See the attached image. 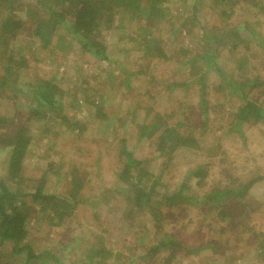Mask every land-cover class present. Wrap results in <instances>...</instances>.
I'll list each match as a JSON object with an SVG mask.
<instances>
[{
	"label": "trees",
	"instance_id": "16d2710c",
	"mask_svg": "<svg viewBox=\"0 0 264 264\" xmlns=\"http://www.w3.org/2000/svg\"><path fill=\"white\" fill-rule=\"evenodd\" d=\"M181 1L149 0L148 4H142L141 0H35L34 3L0 0V96H3L4 102H9L5 113L0 114V151H5L3 159L0 160V264H16L18 261L20 264H67L64 261L68 259L70 252L75 251L78 242L83 244L80 251L83 257L81 264L135 262L129 260L136 249L133 244L126 247V253L118 246V243H121L120 239L123 238L121 244L126 246V234L120 233L121 235L117 237L115 249L113 246L107 247L106 244L109 243L107 240L111 235L108 224L99 221L89 207L93 206L94 201L101 205L99 197L104 191L88 195V189L85 188L88 182L79 176V166L71 164V169L68 170L71 174L69 180L71 186L62 190H58V187L68 172L63 169L64 164L53 171L54 160H46L47 156L43 152L38 153L44 161L45 170L41 171L38 167L36 177L26 175V170L29 169L26 156L34 148L37 150L40 144L37 139L42 140V135H48L46 133L52 128L75 133L73 135L75 139L92 135L94 126L87 124L84 118H79L74 109L84 105L93 108L91 115L96 118L95 124L102 122L103 126L110 127L108 131L114 134V139L109 140L108 144L116 149V179L120 182L116 181L113 190L117 195L122 194L129 199V208L122 210L121 217L111 220L110 224L114 222L115 225L124 228V225L137 220L134 215L139 209L149 208L151 223L153 225L159 223L160 227L166 221L165 212L168 211V206L176 208L177 214L187 217L181 226L183 228L186 226V229L187 227L194 229L204 220V225L208 227L210 221L216 220V217L223 221L220 237L206 238L204 244H197L199 246L195 247L189 242L182 241L172 231H161L157 245L145 246L147 248L145 256L152 257L151 255L158 249L168 250L171 252L170 255H173V250L177 253H199V250L206 248L207 252L202 253L210 255L207 259L208 264H264V225L262 228L254 226L248 228L244 224L252 217L250 213L253 212L255 214L260 212L263 217L261 220H264V205L252 201L248 194L255 181L264 180V174H254L249 180L236 178L235 182L224 181L221 184L219 182L203 193L198 190V186L201 187L208 177L207 167L210 165L208 157L206 163L189 169L186 172L187 176L172 190L165 183L156 185L155 180L150 185L146 182L148 180L142 179L144 176L152 175L139 167L140 161L132 156V150L126 143L127 138L124 135L117 137L118 132L115 128L117 126L112 124V116L107 113L108 110H104L107 98L101 95L96 101L93 98L92 102H89V98L86 97L83 98L85 102L81 103L79 99L82 101V94L66 95L61 83L63 76H58L56 72L46 77L32 76L33 71L28 64L31 59L26 56V52L30 49L36 54L34 66L39 61L37 54L40 51L51 50L54 53L57 50L63 54L72 51L73 54L80 52L79 55L91 56L103 64H112L113 70L119 71L124 63L120 59L112 61L109 45L103 36L106 33L105 29L110 28L108 31L112 29L111 31L116 32L124 28L123 24L128 21L159 19L162 21L161 31H165L166 27L171 29L174 27L175 33L184 31V34L180 35L182 37L188 33L192 34L187 27V19L190 17L196 20L199 11L208 18L207 12L202 10L208 7L210 9L208 16L211 19H218V23L223 21V34L215 25L208 27L209 22H202L200 32L193 34L194 38L203 42L202 53L194 50L189 54V45H180L170 50L171 52L167 50V54L160 41L159 45H156L147 40L151 32L134 35L133 32L130 34L121 32L123 36L119 39L122 37L123 44L120 46V53L128 50V41L136 40L138 44L136 51L139 56L141 54L140 60H145L149 52L154 51L165 61L170 57L176 58L181 64L179 71L187 79L186 84L195 87L198 98L194 105L179 102L176 120L163 119L161 112L152 110L147 114L146 120L151 115L150 119L142 122L139 127L137 140L150 137L158 129L161 130L159 147L156 148L166 154V162L161 164V169L166 168L171 155L179 150L181 152L192 150L191 152L197 153L198 150L206 149L210 152L214 149V144L212 142L204 144L201 141L205 140L206 134L213 129L206 127L209 119L211 120L212 111L215 112L216 106L221 108L223 104L222 100L215 105L209 104L207 99L209 92L221 94L223 101L237 103L225 109L227 119L225 122H228V116L232 118V122L221 136L233 132L245 138L246 123L249 126L251 123H260L264 127V74L257 72L255 76H250L249 72L253 70V66L249 63L248 55L239 54L236 50L240 45H244L247 48L245 52L252 50L250 53L253 56L259 55L257 51L264 46V34L253 27L262 25L256 19V15L264 17V0H191L189 13L186 4L182 9L179 5H168L175 4L173 2L182 3ZM238 9L239 11H236ZM173 14H179L181 17L175 18ZM239 15L248 16L242 21L245 30L251 31V34L238 36V28L233 26L232 19L234 16L240 18ZM104 16L106 19L102 21ZM189 25H193L190 19ZM186 28L188 29L183 30ZM21 32L27 33L25 44L16 49L13 42ZM74 45L78 46L77 50H74ZM218 48L231 53V57L225 58L220 67L216 59ZM130 50L134 51V48L131 47ZM210 64L214 65L212 71L217 76V80L212 83L208 79ZM146 66L137 68L136 72L147 74ZM254 67L256 70V64ZM173 74L176 75L175 72ZM180 77L182 78L181 74ZM87 89L91 90L86 88V92ZM77 100L79 104L75 105ZM183 106H186V109H182ZM187 111L189 112L185 114ZM189 113L198 118H195V121L194 119L187 121L186 115ZM119 119L121 117H118L117 121ZM158 120L159 124L156 123ZM152 121L156 124H152ZM192 122L195 123L193 128L196 131L193 128L191 131H179V128L192 126ZM35 123L40 129L32 134ZM197 123L199 128H196ZM216 137L220 140L218 136ZM215 144L220 145L219 141ZM217 155L211 154L214 160ZM134 169L136 171L132 175L131 170ZM161 169L156 178L163 175ZM57 174L60 175L55 178ZM51 177L58 179L53 182ZM223 178H226L225 174ZM191 181L193 187L189 184ZM102 199L105 201L107 198L102 196ZM240 207L243 213L238 215L235 208ZM191 210L197 212L195 217L199 218L198 220L190 218ZM89 218V222L97 230L94 232L96 242L88 246L85 242L89 238L81 235V228ZM105 229L106 234L105 232L101 234L100 231ZM190 229H187V232H192ZM224 235L226 236L223 237ZM252 235L256 238V244L253 246L249 239ZM240 236L248 237L241 241ZM247 245H250V250L243 252V247ZM39 247L41 248L37 249ZM211 254L214 255L213 258ZM170 260H173V257L166 258V261ZM67 262L74 263L73 260Z\"/></svg>",
	"mask_w": 264,
	"mask_h": 264
},
{
	"label": "rangeland",
	"instance_id": "374dc122",
	"mask_svg": "<svg viewBox=\"0 0 264 264\" xmlns=\"http://www.w3.org/2000/svg\"><path fill=\"white\" fill-rule=\"evenodd\" d=\"M20 1L28 3L35 2V0H19V2ZM141 1L142 4L149 3V0ZM181 2L182 3L173 2L175 4L168 3V5H179V8L182 9L184 4H186V10L188 9L187 13H189V2H191V0H182ZM202 10L207 12L208 18H205L206 15H201L200 11L198 13L199 15L195 17L196 20L189 17L186 22L188 25L187 27H189V32L192 34L188 33L182 37L180 35L184 34V31L181 33H175L176 31H174V27L172 29L166 27L165 31H161L160 22L162 21H159V19L128 21L123 24L124 28L116 30V32L111 31L112 29L110 30L111 32L108 31L110 28L105 29L106 33L103 36H105V40L109 45V52L112 61L120 59L124 63L119 71L113 70V66H111L112 64H103V62H98L93 57L86 56V54L79 55L80 52L73 54L72 51H69L68 53L63 54L57 50H55L54 53H52L51 50L40 51L37 54L39 61L35 63V66L34 62L36 54L33 50L30 49V51H27L26 56L29 60L31 59L28 64L31 65L33 71L32 76L37 75L38 77H46L47 75L56 72L58 76H63L61 83L66 95L75 96L77 93L82 94V101L81 98L79 99L81 103L85 102L83 101V98L86 97L89 98V102H92L93 98H95L96 101V98L101 95L104 98H107L105 100L104 110H108L107 113L112 116V124L117 126L115 127L118 132L117 137L124 135L127 138L126 143L128 148L132 150V156L140 161L139 167L144 168L151 173L152 176H144L142 179L143 181L148 180L146 181L148 184L151 185L152 181L155 180L157 182L156 185H159V183H165L166 185L168 184L167 186L172 190L180 184L185 176H187L186 172L189 171V169L206 163L207 158L209 157L210 160L209 158L208 160L210 161V165L207 167L208 177L201 187L198 186V190L204 193L219 182L220 184L221 182L224 183V181L235 182L236 178L249 180L254 174H264V127H262L260 123H251L250 126L246 123L245 138H242L239 134L236 135L233 132H228L226 135L221 136L222 132L225 131L232 122L230 116H228V122H225L227 121V119H225V109L230 108L231 104L236 105L237 103H235V101L233 103L230 101H223L220 97L221 94L209 92L207 95L209 104L215 105L217 102L220 103L221 100L223 104L221 108L216 106L215 112L212 111V115H210L211 120L209 119L206 127L207 129L213 127V129L210 133L208 132L206 134V141L203 139V141H201V143L212 142L214 144V149L210 152L206 151V149L202 151L198 150L196 151L197 153L191 152L192 150H187L185 152L179 150V152L177 151L171 155V160L168 162L166 168L161 169V164L166 162V154L159 151V149H156L159 147V133L161 130L158 129L150 137L137 140L140 132L139 127L142 122L146 120L147 114H150L154 109L161 112L163 119L168 121L176 120L178 114L176 109H178L180 103H183L184 105H194L198 100L197 92L194 86L189 83V85L186 84L187 79H185L184 74L179 71L181 64L176 61V58L173 59L174 57H170L165 61L154 51L149 52L145 60H140L141 54L139 56L138 51H136V48L138 47V44H136L137 41H128V50L120 53V46L123 43L122 37L119 39L123 34H130L131 32H133V35L142 32H151L147 37V40L156 45H159L160 41L166 52L167 50L170 51L180 45H189V54L194 52V50H199L202 53L203 50L201 47L203 46V42H200L201 40H197L193 36L196 32H200L199 28L203 25L202 22H209L208 27L209 25H215L216 28L221 29L220 33L223 32V21L218 23V19H211L208 16V14H210V9L208 7H205L204 9L202 8ZM236 11H239V9ZM251 13L252 10L250 11V14ZM173 15L175 18L181 17L179 14ZM239 17L240 18L234 16L232 19V22L234 23L233 26L235 25L240 32H237L238 36L242 37V35L251 34V31L248 29L245 30L242 21L243 18L248 16L243 15V17H241V15H239ZM256 17L262 25L259 27L252 25L254 26L253 29L264 34V24L262 23L264 22V17H258L257 15ZM104 19H106L105 16L102 18V21H104ZM189 19L193 23L192 26L189 25ZM187 29L188 28L183 30ZM121 32H123V34ZM26 37L27 33L21 32V34L14 39V47L16 49L21 46L23 47ZM73 47L74 50H77L76 48L78 46L74 45ZM131 47L134 48V51L130 50ZM246 49L247 48L244 45H240L236 52L248 55L249 63L253 66V70L249 72L251 73L250 76H255L257 72L264 74V46H262L261 50L257 51L259 55L256 56H253V54L250 53L252 50H247L245 52ZM225 51L226 50L219 48L216 51V59L219 67L225 58L231 57V53ZM252 56L254 58H252ZM228 63L231 64L230 61H228ZM255 64L257 67L256 70L254 67ZM145 66L147 67V74L143 75L136 72L137 68ZM213 69L214 65L210 64L208 66V79L210 83L217 80L216 74L212 71ZM173 72H175L176 75H174ZM249 73H247V75ZM180 74L182 78L180 77ZM189 78L190 77H188V80H190ZM86 88L91 90L87 89L88 92H86ZM74 104L78 105V100ZM8 105L9 102H4L3 96H0V114L3 112L5 113ZM74 109L79 118H84L87 124L89 123V125L94 126L92 135L83 139H75L73 136L75 133L62 132L58 129L53 130L52 128L51 131L46 133L48 135H42V140L37 139V141L40 142L37 150L34 148V150L26 156L25 160L29 165V169L26 170V175L36 177V173L39 172L38 167H40L41 171L45 170L44 161L41 159L38 152H43V154L47 156L46 160H54L53 171L58 169L61 164H64L63 169H66L68 173V170L71 169V164L79 166V176H81L83 181L88 182L85 187L88 189V195H90V193L96 194V192L101 193V191H104L102 196L107 198L103 201L102 196L99 197V202H102L101 205L94 201L93 206L91 207L89 203H87L93 213L99 218V221L108 224V226H106L111 232V235L107 240L109 242L106 244L107 247L113 246V249H115V246H117V237L121 235L120 233H123L124 235L126 234V246L121 244L124 241L123 237V239H120L121 243L119 242L118 246L119 248L124 249V252L126 253V247L133 244L136 249H134L133 257L129 259L133 260V262L135 261L132 264H208L207 259H209L210 255L202 253L204 251L207 252L206 248L205 250H199L200 254L193 252L177 253L176 250H173L175 254H173L174 256L170 255L171 252L168 250L158 249L153 255H151L152 257H147L145 256V250L147 249L145 246L151 247L157 245L159 243L161 231H172L176 236L180 237L182 241L191 243L193 245L192 247L199 246L197 244H204L206 238L220 237L219 233L221 232V228H223L221 222L223 221H221L219 217H216V220L210 221L208 227L204 225L205 220L200 226L194 229L187 227V229L192 230V232H187L186 226H184V228L181 227L187 217L177 214L175 212L176 208L168 206V211L165 212L167 222H163L160 227L159 223L157 225L151 223L150 214L148 212L149 208L144 210L139 209V212L134 215V218L137 220L124 225V228L120 227V225H115L114 222L110 224L111 220L116 218L119 219L121 217L120 213L122 210H127L130 206L127 196L122 194L117 195L113 190L114 186L117 184L116 181L120 182L119 179H116V149L114 146L108 144L109 140L114 139V134L109 132L108 130H110V127L105 128L102 122L95 124L96 118L91 115L93 108L84 105L77 108L75 107ZM182 109H186V106H183ZM188 112L189 111L185 112V114ZM186 116L187 121L190 119H194L195 121V118H198V116H193L190 113ZM118 117H121V119L117 121ZM150 117L151 115L146 122ZM137 122L139 125H137ZM154 123L155 122L152 121V124ZM156 123L159 124V120ZM191 124L192 126L190 127L179 128V131H191L195 126V123L192 122ZM198 124L199 123H197L196 128H199ZM32 129V134H35L40 128L39 125L35 123V126H33ZM216 136H218L220 140H218ZM217 141H219V146L215 144ZM200 146L202 145L200 144ZM31 147H33V145ZM204 148L206 147L204 146ZM213 153L218 154L215 160L211 156ZM4 155L5 151L1 150L0 160L3 159ZM160 169L162 170L163 175L160 178H156V175H159L160 173ZM135 171V169L134 171L131 170L132 175ZM68 173L64 177L65 180L61 179L62 181L58 190L71 186L69 182L71 174ZM53 174L55 175L56 173ZM223 174H225L226 178H223ZM59 175L60 174H57L55 178ZM57 179H52L51 177V181L53 182H56ZM189 184L193 187L192 181L189 182ZM248 194L252 201L264 205V180L261 179L255 181L250 187ZM79 209L80 207L77 208V210ZM235 210L238 215L243 213L242 207L235 208ZM190 212V218L193 220L199 219L195 217L197 214L195 210H191ZM250 215H252V217L248 218L244 224L247 225L248 228H252L253 226L255 228H262L264 220H261L263 217H261L260 212H257L256 214L253 212L250 213ZM89 221L90 218L84 222L81 228V235L89 238L86 242L83 241L88 246L96 242L94 232L97 230V228H93ZM206 222L208 221L206 220ZM104 232L106 234L107 229H105V231H100L101 234H104ZM225 236L226 235L223 237ZM247 237L243 238L240 236V240L245 241V238ZM64 238H66V236H64ZM249 239L252 246L256 244V238L254 235L249 236ZM81 245L83 244L78 242L75 251L73 250L70 252L68 259L64 262L68 264V260H73V264H81V260H83V257L80 255L82 248ZM249 246L247 245L246 247H243V252L249 251ZM40 248L41 247L37 249ZM5 253L6 250H4L3 254ZM170 256L171 259L173 257V260L166 261V258ZM211 257L213 258L214 255L211 254ZM18 263L20 264L19 261L16 264Z\"/></svg>",
	"mask_w": 264,
	"mask_h": 264
}]
</instances>
